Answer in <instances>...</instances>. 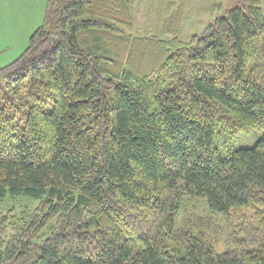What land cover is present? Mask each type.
<instances>
[{
    "label": "trees",
    "instance_id": "1",
    "mask_svg": "<svg viewBox=\"0 0 264 264\" xmlns=\"http://www.w3.org/2000/svg\"><path fill=\"white\" fill-rule=\"evenodd\" d=\"M134 5L48 0L0 68V199L39 200L0 233V264H264V221L221 253L177 228L184 197L264 216V132L215 144L221 128H264V1L240 0L189 42L135 36Z\"/></svg>",
    "mask_w": 264,
    "mask_h": 264
},
{
    "label": "rangeland",
    "instance_id": "2",
    "mask_svg": "<svg viewBox=\"0 0 264 264\" xmlns=\"http://www.w3.org/2000/svg\"><path fill=\"white\" fill-rule=\"evenodd\" d=\"M239 1L135 0L133 33L137 37L153 36L168 41L177 34L180 40L189 42ZM47 5L48 0H0V68L15 61L28 48L31 36L44 24ZM5 83L0 82V86ZM263 132L261 126L246 130L221 128L215 144L223 153L227 149L252 147ZM38 204L39 200L27 195L0 199V233L5 230L6 239L15 234ZM263 221L264 216L253 207L234 208L225 215L211 212L201 198L184 197L177 228L201 236L221 253L232 248L236 241H251L253 233L260 236ZM47 232H41L37 241Z\"/></svg>",
    "mask_w": 264,
    "mask_h": 264
}]
</instances>
